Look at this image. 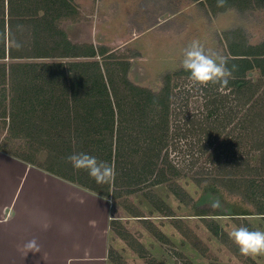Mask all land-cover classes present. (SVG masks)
<instances>
[{
  "label": "trees",
  "instance_id": "16d2710c",
  "mask_svg": "<svg viewBox=\"0 0 264 264\" xmlns=\"http://www.w3.org/2000/svg\"><path fill=\"white\" fill-rule=\"evenodd\" d=\"M195 1L204 3L212 13L231 7L242 11L264 9V0ZM23 2L19 19L11 18L8 22V38L13 42L8 52L10 62L0 63V135H3L0 150L106 199L118 201L166 184L179 202L184 205L192 202L177 180L183 176L184 168L196 166L195 161L176 162L181 165L178 169L167 153L169 145L173 150L180 146L168 140L171 88L175 86L171 80L182 77L190 80L188 74L183 69L166 74L157 93L133 85L127 80L126 61L121 62L105 47L74 45L59 28L60 17L66 16L71 0H56L45 17L36 21L35 0ZM241 30L224 32L222 37L227 66L234 69L228 86L222 90L219 84L202 88L207 114L200 121L192 118L194 129L186 130L179 139H186L188 131L196 134L197 154L209 165V169L200 167V173H194L192 179L197 186L212 182L208 187L221 186L252 209L231 205L229 215L235 216L233 219L241 216L264 219V42L248 46ZM0 33L3 39L4 19L0 22ZM69 58L84 60L36 61ZM4 59L2 52L0 60ZM254 69L259 71L256 80L248 77ZM189 98L187 94L185 102ZM184 120L188 123L189 116ZM15 142H28L29 148L11 147ZM41 151L48 153L43 162L36 158ZM74 152H86L114 165V181L98 185L86 171L74 170L67 160ZM253 153L257 155L254 162ZM149 192L143 194L157 211L170 212L157 195ZM121 206L129 210L126 203ZM128 213L139 217L136 210ZM196 215L209 216L202 212ZM206 223L215 237H225L211 219ZM120 226L113 220L111 230L144 257L141 245L121 231ZM155 236L163 239L159 233ZM107 257L114 264H122L113 249L108 250Z\"/></svg>",
  "mask_w": 264,
  "mask_h": 264
},
{
  "label": "rangeland",
  "instance_id": "374dc122",
  "mask_svg": "<svg viewBox=\"0 0 264 264\" xmlns=\"http://www.w3.org/2000/svg\"><path fill=\"white\" fill-rule=\"evenodd\" d=\"M73 2L77 5L78 14L61 23L70 40L76 44H92L97 49H109L118 60L128 63V82L153 93L163 87L166 74L183 69L180 63L183 49L193 40H198L207 51L218 52L223 56L226 54V45L222 37L226 31L242 29L246 42H264V9L242 11L231 7L212 13L204 3L195 0ZM96 59L104 62L99 57ZM81 60L84 59L36 61L69 63ZM171 81L175 86L171 88L168 140L171 144L179 143L180 146L173 150L169 145L167 153L173 165H178L176 162L184 164L195 161L196 166L190 170L184 168L181 172L183 176L177 180L192 202L187 205L179 202L166 184L149 187L118 201L108 199L111 200L112 207L111 223L116 219L121 225V231L130 234L141 245L145 254L144 257L140 256L113 230L109 249H113L120 256L122 264H264V254L244 256L229 238L233 228L240 225L264 230V219L260 216L233 219L235 216L229 215V208H233L231 205L238 209H252L244 205L240 197L231 195L223 187H208L207 181L197 186L192 179L194 173H200V167L209 169V165L205 163V158L200 159L197 154L199 145L196 134L188 131L186 139L179 137L186 130L194 129L192 118L200 121L207 114L202 89L204 86L195 85L183 77L172 78ZM185 93L190 95L188 102H185ZM186 116H189L188 123L184 120ZM228 130L229 128L226 132ZM28 144L15 142L11 147L27 149ZM32 146L35 148V143ZM215 146L212 145V148ZM47 156V152L41 151L36 158L43 162ZM251 159L253 162L257 161V155L251 154ZM179 167L181 165H178V169ZM148 191L157 195L170 212L157 211L149 197L143 194ZM215 200L220 201V208L211 207ZM124 203L128 211L136 210L139 217L131 216L124 210L121 206ZM199 212L209 216L196 215ZM204 219H211L216 223L225 237H215ZM155 233L161 234L163 239L159 240ZM108 263L114 264L109 259Z\"/></svg>",
  "mask_w": 264,
  "mask_h": 264
},
{
  "label": "crops",
  "instance_id": "0c3cea01",
  "mask_svg": "<svg viewBox=\"0 0 264 264\" xmlns=\"http://www.w3.org/2000/svg\"><path fill=\"white\" fill-rule=\"evenodd\" d=\"M23 1L0 0V22L4 19L0 53H5L0 63L6 65L13 47L8 38V22L11 18L19 19ZM53 2L56 0H35V21L45 17ZM67 10L66 16L60 17L62 30L61 23L78 14L73 0ZM67 38L74 45L85 44ZM246 43L257 46L263 42ZM258 76L257 69L248 75ZM111 209V200L0 150V264H109ZM32 238L41 245L40 252L21 254L18 247Z\"/></svg>",
  "mask_w": 264,
  "mask_h": 264
},
{
  "label": "clouds",
  "instance_id": "9594fccd",
  "mask_svg": "<svg viewBox=\"0 0 264 264\" xmlns=\"http://www.w3.org/2000/svg\"><path fill=\"white\" fill-rule=\"evenodd\" d=\"M181 66L188 78L198 86L219 84L221 90L228 86L233 70L227 66L225 57L218 52H209L198 41L193 40L184 49ZM74 170H84L98 185L110 184L114 181L115 167L107 161L98 159L86 152H74L67 157ZM213 208H220L219 200L213 201ZM228 219V217H225ZM45 229L47 225L43 226ZM229 238L244 256L264 254V230H249L245 225L236 226L229 233ZM41 245L36 238L24 242L18 251L27 256L29 253H39Z\"/></svg>",
  "mask_w": 264,
  "mask_h": 264
}]
</instances>
